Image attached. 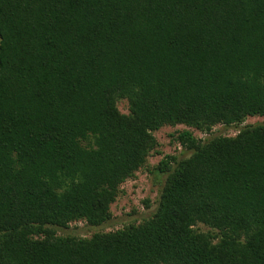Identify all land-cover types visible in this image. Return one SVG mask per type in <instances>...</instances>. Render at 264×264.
Wrapping results in <instances>:
<instances>
[{
    "label": "trees",
    "instance_id": "16d2710c",
    "mask_svg": "<svg viewBox=\"0 0 264 264\" xmlns=\"http://www.w3.org/2000/svg\"><path fill=\"white\" fill-rule=\"evenodd\" d=\"M254 116L178 133L152 217L57 235L111 218L153 132ZM0 264H264V0H0Z\"/></svg>",
    "mask_w": 264,
    "mask_h": 264
},
{
    "label": "rangeland",
    "instance_id": "374dc122",
    "mask_svg": "<svg viewBox=\"0 0 264 264\" xmlns=\"http://www.w3.org/2000/svg\"><path fill=\"white\" fill-rule=\"evenodd\" d=\"M117 108L122 114H128V105L125 100L117 103ZM263 118L254 116L246 117L241 124L215 125L209 133L200 132L184 125L174 127L163 126L153 132L157 146L146 158L144 168L135 172L132 179L126 180L119 186V193L115 201L110 205L111 218L98 227H91L85 221H77L69 225L67 229L55 228L59 236H77L90 238L95 233H107L123 228L130 223H140L153 216L162 190L165 175H157L151 171L165 156H174L177 161L190 157L191 152L183 149L176 141L178 133L190 131L195 139L203 142L214 137H234L245 126L261 124ZM173 165V164H172ZM148 201V207L145 205ZM202 232L210 231V228L199 224Z\"/></svg>",
    "mask_w": 264,
    "mask_h": 264
}]
</instances>
